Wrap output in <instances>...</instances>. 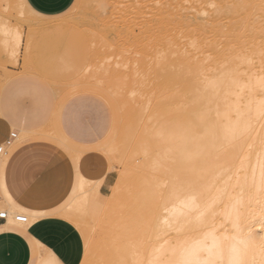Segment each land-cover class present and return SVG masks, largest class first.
<instances>
[{
	"label": "bare ground",
	"instance_id": "obj_1",
	"mask_svg": "<svg viewBox=\"0 0 264 264\" xmlns=\"http://www.w3.org/2000/svg\"><path fill=\"white\" fill-rule=\"evenodd\" d=\"M242 1L247 5L245 2L249 0ZM260 1H256L257 4ZM262 2L263 6L264 0ZM214 5L211 0L209 4L193 2L189 6L184 5L185 8L179 4L174 15L178 27L177 40L171 42L174 47L165 42L164 49L156 55L160 60L157 63L160 64L161 88L169 92L165 94L167 98L163 99L177 105L178 117L167 118L174 120L175 124V127L171 126L174 129L169 128L174 130L170 133L168 126L157 130L154 126L166 118L159 122L161 115L157 119H153V115V118L148 116L153 122L157 120L159 123L151 122L153 129H147L145 133L147 142H142L143 147H137L138 152L135 147L133 149L136 150L134 153L141 156H136L137 162L132 171L137 168L146 177L144 188L134 185V189L140 188L141 193L138 194L137 190L133 192L135 196L131 195L130 186L128 189L123 185V178H120L110 193L104 195L99 188L105 175L91 180L75 166L71 172V183L62 199L49 207L25 206L27 210H21L16 207L19 202L8 186L2 168L0 213H6L8 221L31 226L58 214L69 222L70 229L78 228L77 232L69 230L71 236L59 242L51 251L42 248L46 252L39 257L38 264H74L82 241H92L94 229L89 233L85 230V225L89 224L87 219H91L94 224L99 223L97 229L104 231L103 235L118 230L116 245L106 248L108 256L101 258L111 259L113 264H261L264 261V41H259L260 37H252L251 34H246L248 39L242 35L253 29L251 27L258 20H251L252 26L241 20L244 17L242 12L251 18L258 14V9L257 14L252 13L251 16L254 6L251 9L250 4L248 10L247 6H236V2L230 9L231 17L227 15L230 18L228 23L224 19L226 15H219L225 20L224 24L221 22L223 19L215 17L224 4L219 10L216 9V14L212 12L215 14L212 17L210 6ZM241 14L240 20H236ZM238 21L242 22L238 24ZM259 23L263 26L262 22ZM262 28L259 30L261 34L264 33ZM0 34L5 56L10 58L12 65L13 62L18 63L20 34L2 24ZM141 92L143 90L136 94ZM128 93L132 94V91ZM147 97L151 104L153 97ZM167 104H161L162 108L167 109L172 105ZM151 111L150 114L156 113ZM114 125L109 135L115 131ZM109 135L89 149L105 151L109 155L116 151V144L108 147L114 140L107 143L108 146L106 144ZM20 138L9 146V159L22 144ZM83 149L74 147L70 159L77 162L83 155ZM128 170L131 171L127 168L126 172ZM174 175L176 186L169 188L166 186L169 184L166 176ZM162 177L168 182L165 185ZM161 178L162 181L159 180ZM17 216H24L27 221L18 222Z\"/></svg>",
	"mask_w": 264,
	"mask_h": 264
},
{
	"label": "rangeland",
	"instance_id": "obj_2",
	"mask_svg": "<svg viewBox=\"0 0 264 264\" xmlns=\"http://www.w3.org/2000/svg\"><path fill=\"white\" fill-rule=\"evenodd\" d=\"M192 1L194 4H209V0H76L72 8L65 14L53 18H43L30 13L26 9L23 0H0V24L10 28L12 32H17L21 36V49L18 55L19 58L17 57L18 63H15V65L13 62L12 65V62H10L11 60L9 61L10 58L8 59L3 52V47L1 45L2 36L0 34V89L5 83L17 75H31L48 84L53 90L52 92L55 95L58 106L74 95L90 93L102 99L110 109L111 127H113L112 124H116L114 125L116 129L112 128V130L115 129V131H111L110 135L109 133L107 134L109 136L108 139H106V144L114 140L111 141V144L109 143V146L107 144V146L111 147L116 144L115 150H117L112 153L110 152V155L105 151L101 152L94 150L91 152L92 154H94V152L98 153L97 157L101 160L103 170L110 173L109 181L105 188L100 191L102 194L104 193V195L110 193L112 187L120 178H123V185H126L128 189L130 186L131 190L134 189V185H136V188L137 185H139V187L142 186L141 188L146 186L143 187L144 183L146 184V182H144L146 177L144 178L141 175L143 172L138 171L137 168H135L137 172H135L136 170L132 171L134 164L137 162H135V160L141 156V154L137 155L134 152L136 150L137 152L139 151V148H137L140 147L139 145L143 147L142 142H147V137L145 136L147 134L145 133L148 131L147 129L152 128L153 124H150L153 122V119H157L156 117L161 115L162 117L160 116V119H158V121L161 122L164 118L167 119L171 117L170 119H172V116H174V118L178 117L177 105L175 104L174 106L171 100L170 102L168 99H163L164 97L167 98L166 95L169 92L161 88L162 86L160 85L159 79L160 60L156 55L160 50L162 51L164 49L163 44L165 42L172 44L171 42L177 40L178 27L174 15L176 14L178 5L180 4L182 7H184V5L189 6L193 3ZM211 1H213V5L215 4V7L210 6V8L212 7L210 9L212 17L216 14L215 12H218L217 10H219L221 4H224L221 8H223V6L225 8L222 10L220 8L219 14L217 13L215 16L216 19L220 18L219 20L223 19L221 18L222 15L219 17L220 14H224V17L225 15L231 17L230 9L235 6L236 2V6L241 4L242 8L248 7L250 4L251 6L249 7H251V9L254 6L255 8L251 10L253 12L250 13L251 16H253L258 9L257 13L261 18L257 13L256 16H253L254 18H250L249 14L248 18L250 21H248L246 14L242 12L244 17H242L241 14V16H238L239 18L235 19L240 20L242 17L241 20L243 19V23L247 21V25L253 22L251 20H254V22L258 20L256 25L255 23L253 24L254 26H252L251 23V28L253 29L250 30L252 31L249 30V32L242 35L244 38L248 39L249 37L247 35L251 34L252 37H260L259 41H264V39L261 38L264 33L261 34L259 32L260 27L262 28L264 26V15L263 17L261 15L264 11L262 9L264 8V4L263 6L261 4L263 0H255V2H253V0H244V2L248 1L245 2L247 5H245L242 0H235L234 4V0H224L225 2L223 3V0ZM256 1H260L261 3L257 4L258 2ZM145 2H147V5ZM160 2H162V4L164 3V7ZM251 2L254 3V5ZM231 3L232 5L230 6L229 4ZM256 6H258V8H256ZM259 6H261L260 9H262V11L259 10ZM249 7L247 8L248 10ZM213 8L215 9L213 10ZM226 8L229 10L227 11ZM228 16L224 18L225 20L227 19V23L230 19ZM223 20H221V22L226 24L225 20ZM47 21H51L52 23ZM241 22L242 21H240V23ZM259 22H262L263 26H261ZM240 23L238 21V24ZM254 30H256V32H254ZM263 30L264 27L262 28V31ZM257 32L259 33L256 35ZM244 35H246V37ZM262 37H264V35ZM172 46L174 47V44H172ZM157 61L159 63H157ZM122 79L123 81H121ZM135 81L137 83H135ZM108 82H110V84ZM104 83H108L111 87L109 88V85H105ZM115 83L118 85H115ZM137 90L139 93L143 90L144 93L141 92V94H136V92L138 93ZM113 91H117L118 93H113ZM128 91H132L133 96L131 93H128ZM151 91L156 95L154 94V96ZM136 95H140L139 97H143V99H138L139 97H136ZM147 95L153 97V100L152 98L150 100L151 104L148 101L149 97H147ZM146 97L148 99H146ZM142 102H144V104ZM169 102L173 105H171V110ZM164 103L165 105L168 103L167 105L170 107L167 109L162 108ZM154 105L156 106L154 107ZM159 105H161L160 108ZM151 109L153 111H151ZM156 109L157 111L161 109V112L159 111L160 113L157 114V111H154ZM150 111L156 113L150 114ZM166 119L161 122L162 125L157 120V122L154 121L156 122L155 124H160L154 125L156 126V128H154L157 130L160 127L168 126V131L173 133L174 130L172 131L170 129L175 127L174 120L167 119L168 121L164 123ZM169 122L171 124H169ZM155 129L154 131H156ZM111 135L113 136L111 137ZM33 138L50 141L52 143L58 139L52 128L46 131L44 130L43 132H37ZM60 143L59 141L53 143V146H59ZM134 147L136 150H133ZM73 148L74 147H71V151ZM91 153L88 152V155ZM132 157H134V159ZM107 167L111 170L108 171ZM127 168L131 169V171L128 170L126 172ZM124 174H126L125 176H127L126 179L128 181L125 179ZM145 176L148 177V175ZM150 177L148 179H150ZM166 177L169 179L167 180L169 184H166L167 181L164 180ZM166 177H162L164 185L166 184L169 188L176 186L175 175ZM94 178L95 177L89 179ZM162 178L159 180L162 181ZM129 183H132V185ZM164 185L163 189L166 188ZM169 188L166 190H169ZM131 190V195L135 196L133 192H136L138 189ZM140 190L139 188L138 194ZM56 215L57 216L54 215L55 217H49L42 221L39 232L35 235L37 240L30 241L31 246L32 244L35 245V249L41 254L46 252H44L42 248L47 249V252L51 251L57 239L65 238L60 233V231H62L61 227H55L52 223L56 222L59 225L70 227L69 222L63 219V215ZM87 220L89 224L85 225V230L89 233L91 229H94L92 233L93 237L91 238L92 241H82L78 255L76 256L77 259L75 260L77 263L75 262L74 264H113V260H102L101 258L102 256H108V247H110V245H116V241H118V230L116 231V229H114L115 231L113 230V234L111 233L112 235H103L104 231L97 229V224L100 225L99 223H95V225L92 223L91 219ZM71 226L73 227L72 224ZM76 230H78V228H76ZM76 230L71 228V232H77ZM41 238L43 240H41ZM121 243L125 245L123 242ZM104 245L105 248L103 247Z\"/></svg>",
	"mask_w": 264,
	"mask_h": 264
},
{
	"label": "crops",
	"instance_id": "obj_3",
	"mask_svg": "<svg viewBox=\"0 0 264 264\" xmlns=\"http://www.w3.org/2000/svg\"><path fill=\"white\" fill-rule=\"evenodd\" d=\"M75 1L23 0V3L33 15L53 18L69 11ZM52 91L43 80L31 75H17L0 89V144L11 133L17 134L14 142L24 136L10 159L7 149L2 165L5 180L19 202L16 207L21 210H27L25 206L49 207L62 199L75 166L88 179H100L105 175L100 191L110 178V173L102 168L98 153L92 154L94 150L89 149L109 133L110 109L102 99L90 93L74 95L58 106ZM50 128L61 142L59 146H53L50 141L34 140L37 132ZM71 147L84 148L77 162L69 157ZM46 219L31 226L0 219V264H38L42 254L30 241L36 239L41 222ZM52 225L61 227L60 233L65 237L56 240L54 249L71 236V229L56 222Z\"/></svg>",
	"mask_w": 264,
	"mask_h": 264
},
{
	"label": "built area",
	"instance_id": "obj_4",
	"mask_svg": "<svg viewBox=\"0 0 264 264\" xmlns=\"http://www.w3.org/2000/svg\"><path fill=\"white\" fill-rule=\"evenodd\" d=\"M16 137H17L16 133H11L10 137L5 142L0 144V176L2 173L3 160H4V157L7 153V149L14 142ZM6 218H7L6 213L1 212L0 213V219L6 220ZM16 221L21 222V223H25L27 221V219L24 216H17Z\"/></svg>",
	"mask_w": 264,
	"mask_h": 264
},
{
	"label": "snow or ice",
	"instance_id": "obj_5",
	"mask_svg": "<svg viewBox=\"0 0 264 264\" xmlns=\"http://www.w3.org/2000/svg\"><path fill=\"white\" fill-rule=\"evenodd\" d=\"M261 264H264V261H262Z\"/></svg>",
	"mask_w": 264,
	"mask_h": 264
}]
</instances>
